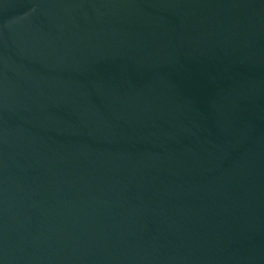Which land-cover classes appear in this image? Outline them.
Segmentation results:
<instances>
[{
	"label": "water",
	"instance_id": "water-1",
	"mask_svg": "<svg viewBox=\"0 0 264 264\" xmlns=\"http://www.w3.org/2000/svg\"><path fill=\"white\" fill-rule=\"evenodd\" d=\"M0 264H264V0H0Z\"/></svg>",
	"mask_w": 264,
	"mask_h": 264
}]
</instances>
